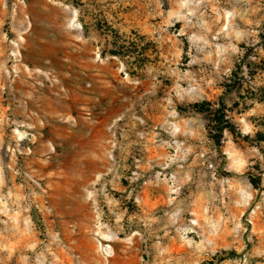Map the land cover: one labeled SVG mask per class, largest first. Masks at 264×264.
<instances>
[{"label":"rangeland","instance_id":"rangeland-1","mask_svg":"<svg viewBox=\"0 0 264 264\" xmlns=\"http://www.w3.org/2000/svg\"><path fill=\"white\" fill-rule=\"evenodd\" d=\"M0 264H264V0H0Z\"/></svg>","mask_w":264,"mask_h":264},{"label":"trees","instance_id":"trees-1","mask_svg":"<svg viewBox=\"0 0 264 264\" xmlns=\"http://www.w3.org/2000/svg\"><path fill=\"white\" fill-rule=\"evenodd\" d=\"M217 112L220 113V116H221V117L224 116V114H223V108L219 107V108L217 109ZM218 124L221 125V122H219ZM223 129H224L223 126L219 127V128L217 129V134H216V135L214 134V136L212 137V139H213V141H214V145H215V147H216V149H217L218 152L220 151L219 138H220V136H221V133H222Z\"/></svg>","mask_w":264,"mask_h":264}]
</instances>
